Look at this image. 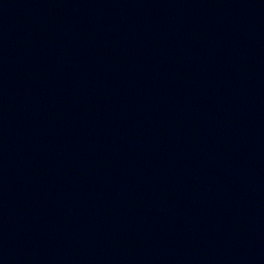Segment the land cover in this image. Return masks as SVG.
I'll return each instance as SVG.
<instances>
[{"label": "water", "instance_id": "1", "mask_svg": "<svg viewBox=\"0 0 264 264\" xmlns=\"http://www.w3.org/2000/svg\"><path fill=\"white\" fill-rule=\"evenodd\" d=\"M0 264H264V0H0Z\"/></svg>", "mask_w": 264, "mask_h": 264}]
</instances>
